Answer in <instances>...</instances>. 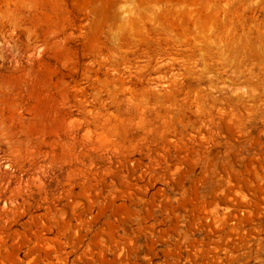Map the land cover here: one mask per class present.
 I'll list each match as a JSON object with an SVG mask.
<instances>
[{"label": "rangeland", "instance_id": "rangeland-1", "mask_svg": "<svg viewBox=\"0 0 264 264\" xmlns=\"http://www.w3.org/2000/svg\"><path fill=\"white\" fill-rule=\"evenodd\" d=\"M0 264H264V0H0Z\"/></svg>", "mask_w": 264, "mask_h": 264}]
</instances>
